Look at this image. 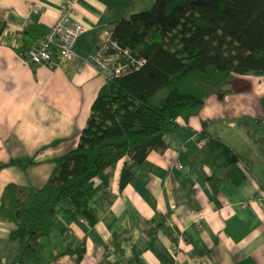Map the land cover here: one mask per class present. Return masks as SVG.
Wrapping results in <instances>:
<instances>
[{"label": "crops", "instance_id": "0c3cea01", "mask_svg": "<svg viewBox=\"0 0 264 264\" xmlns=\"http://www.w3.org/2000/svg\"><path fill=\"white\" fill-rule=\"evenodd\" d=\"M154 2L77 0L84 32L74 57L51 68L27 52L52 31L63 0H0V163L14 161L0 170V208L7 184L44 186L51 160L78 146L107 83L92 56L114 21ZM164 141V151L140 164L126 156L87 186L94 220L59 202L39 234L41 260L26 264H264V75L235 76ZM127 163L133 176L121 187ZM26 236L0 212V264Z\"/></svg>", "mask_w": 264, "mask_h": 264}, {"label": "trees", "instance_id": "16d2710c", "mask_svg": "<svg viewBox=\"0 0 264 264\" xmlns=\"http://www.w3.org/2000/svg\"><path fill=\"white\" fill-rule=\"evenodd\" d=\"M109 31L144 65L107 77L78 146L51 160L44 186L6 185L1 215L27 235L11 264L41 260L39 234L50 230L59 202L71 200L94 220L89 184L126 156L140 164L164 151V136L182 115L230 90L235 76L264 75V0H155ZM130 168L122 170L121 187L133 176Z\"/></svg>", "mask_w": 264, "mask_h": 264}, {"label": "built area", "instance_id": "2783aa9c", "mask_svg": "<svg viewBox=\"0 0 264 264\" xmlns=\"http://www.w3.org/2000/svg\"><path fill=\"white\" fill-rule=\"evenodd\" d=\"M33 7L38 10L36 3ZM62 11L52 31L45 35L39 46L32 47L27 52L37 64L57 66L75 55L76 41L84 32V26L73 19L77 11V0H63ZM92 61L107 77L122 76L144 65L143 59L134 57L129 47L119 45L111 35L98 47Z\"/></svg>", "mask_w": 264, "mask_h": 264}, {"label": "rangeland", "instance_id": "374dc122", "mask_svg": "<svg viewBox=\"0 0 264 264\" xmlns=\"http://www.w3.org/2000/svg\"><path fill=\"white\" fill-rule=\"evenodd\" d=\"M95 53H96V52H95ZM94 55H95V54H94ZM94 55H93V56H94ZM93 56H92V57H93ZM45 65H46V63H45ZM54 67H55V66L51 65V68H54ZM177 164H178L179 167H183L182 162H178ZM244 207H245V206H244ZM200 217H202V218L204 217L202 213H200ZM199 219H200V218H198V220H199ZM196 223H197V226H199V228L203 227V223L201 222V220L198 221V222H196Z\"/></svg>", "mask_w": 264, "mask_h": 264}]
</instances>
